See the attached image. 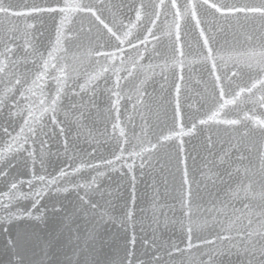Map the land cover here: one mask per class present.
<instances>
[{
	"label": "water",
	"instance_id": "1",
	"mask_svg": "<svg viewBox=\"0 0 264 264\" xmlns=\"http://www.w3.org/2000/svg\"><path fill=\"white\" fill-rule=\"evenodd\" d=\"M75 2L102 3L103 18L115 25L121 40L129 32L131 44L121 43L102 26L89 31L96 22L83 12L0 14V53L3 43L14 40L9 43L14 50L10 58L16 61L12 71L26 81L23 87L14 86L11 73H0V168L7 172L0 177V264L17 259L8 240L20 232L29 237L25 264H264V239L253 235L249 241L244 235L254 229L264 234V204L258 196L264 184V137L256 123L245 119H264L258 102L264 91L245 93L220 107L233 100L237 84L264 75L255 55L264 51V19L221 17L196 0L219 74L230 76L237 65L241 69L239 79L223 80L227 95L220 99L187 0H177L179 18L165 0L155 26L148 17L158 0ZM3 3L19 11L25 5L64 6V0ZM141 4L145 9L137 22L135 9ZM176 23L181 36L177 47L184 52L176 59L183 61L182 68L172 63ZM29 24L34 27L27 28ZM145 27H152L159 41L149 37L141 44ZM96 51L113 55L97 56ZM44 60L49 61L46 74L33 84L44 71ZM0 61L7 63L2 55ZM58 92L53 124L50 103ZM212 112H218L215 119L200 125ZM232 119L240 123H216ZM193 124L196 129L190 132ZM152 145L150 152L143 151ZM225 151L229 154L221 163ZM185 160L189 183L182 187ZM249 184L254 190L246 194L242 189Z\"/></svg>",
	"mask_w": 264,
	"mask_h": 264
},
{
	"label": "snow or ice",
	"instance_id": "2",
	"mask_svg": "<svg viewBox=\"0 0 264 264\" xmlns=\"http://www.w3.org/2000/svg\"><path fill=\"white\" fill-rule=\"evenodd\" d=\"M202 5L211 10L212 13L218 14L221 17H230V16H238V15H253V16H259L262 19H264V0H260L259 4H237V3H227V2H221V0H202ZM198 3L196 0H187V5L186 7L190 10L191 17L195 22V27L199 29V35L203 39V47L206 49L205 53V61H211V67L209 69V74L213 78V84L215 88L219 89V97L220 99H223L227 93L225 92V88L223 86V80L228 79L229 81H232L233 78L239 79L241 77V69L237 65L235 67V70H229L231 75L229 76L228 73H225L223 76L219 74V65L217 64L214 56H213V48L210 46V37L206 34V31L202 25V21L198 17L197 13V7ZM166 7L165 5V0H158V3L152 5V13L148 17V22L149 24L155 26L157 24V21L159 20L160 12L157 11V9L163 10ZM167 7H170L173 9V16L176 18H179L181 16L180 8L178 6L177 0H169V4ZM25 11H19V10H13L11 6H5L3 3V0H0V14H9L14 15L16 17H27L31 16L33 13H40V12H50V13H56V14H63L66 12H71V11H77V12H83L89 14L91 17L94 18V22H96L95 25L90 24L89 26V31H91V28L93 26H102L104 30L107 31L108 34H110L112 37H116L117 40H120L121 43H123L125 40H127L129 36V32L124 33V39L121 40L119 36H117V31H114L113 28L115 25L110 26V22H106V20L103 18V4L98 7L95 4H81L75 2V0H64V6L63 7H39V6H29L25 5ZM145 9V5L141 4L139 8L135 9L136 12V21L140 22L142 20V12ZM152 17H155L153 19ZM66 19V18H65ZM65 19L61 20L60 24V29L63 28V24L65 22ZM131 23V22H130ZM34 25H27V28H33ZM123 27V25H121ZM58 29V36L56 40V45L58 46L60 43V36L62 35V32ZM175 29H176V34H175V40L172 46V63L173 64H179L181 68L183 67V61H178L176 59L177 54L179 56H184V52L181 48L177 47V44L179 43L181 36H180V25L178 23L175 24ZM119 30V29H118ZM81 31H83V28H81ZM144 31L146 32V35L143 40L140 41L141 44H145L148 41V38L151 37L153 40L159 41L160 37L156 35V33L153 31L152 27H145ZM168 35H172L171 32L168 33ZM129 44H131L130 40H127ZM9 43H14V40L9 39L8 43H3V48L4 51L0 53V55L4 56L5 59L7 60V63H4L3 61H0V73H3L5 75H9L11 73V79L9 80V83H12L14 80V86H21L23 87L24 83L26 82L25 79L22 76H17L15 72L12 71L13 68L16 66V61H13L10 58V54H14L13 48L9 47ZM31 45L28 44L26 41V47H30ZM133 48H136V45H132ZM262 48H264V44L261 45ZM90 54H91V49H90ZM97 56H104V57H109L113 55L112 53H105V52H100L96 51L95 53ZM27 55V52H26ZM255 55H258L260 57V63L264 65V51H261L259 53H255ZM49 56H51V52L49 53ZM41 59H43V56L41 54ZM223 59V57H221ZM49 67V61L44 60L43 61V72H39L36 75L35 80L32 81L33 84H36L37 81H42L47 68ZM249 68H251V65H249ZM63 72V69H61ZM103 71L107 72V68H103ZM261 71L264 72V67L261 68ZM131 74V73H130ZM180 79H183V76L180 77ZM116 87H120L119 83V78H117L116 81ZM239 90L234 92V98L231 101H225V104H221L220 107L223 108L227 103H235L236 98L240 97L241 95L247 93L249 96H255V93L257 91H264V75H259L255 78L249 77V80L243 85L237 84L236 86ZM8 91H11V89H8ZM26 91H32L31 88L26 89ZM176 93H177V104H176V109L175 113L178 114L180 111V105H179V93H180V87L179 85H176ZM23 95V93H21ZM113 95H116L117 97L119 96L118 93L113 92ZM60 96L59 92L57 95L51 99L50 107L51 111L53 112V117H52V123L57 124V120L55 117V112H56V106L59 102ZM262 107H264V95H261L258 101ZM4 101L0 100V104H3ZM43 103V101H42ZM119 103V99H117L116 104ZM115 107V105H114ZM47 110V109H46ZM13 115L11 111H9V116ZM218 115V112H212L210 116H208L207 119H200L199 124L200 125H205L208 124L209 120H214L215 117ZM245 119L251 120L254 123L258 125V130L261 133V136L264 137V119H260L259 117L252 116L248 117L247 115L245 116ZM27 123V121H25ZM216 123L218 124H229V125H237L240 123V120L237 119H232V120H217ZM114 128L119 127L118 124L113 125ZM196 129V124L192 125L191 131H194ZM5 133H7V129H4ZM64 132V128L60 127V133L62 134ZM121 136L124 135L123 129L120 130ZM190 134V133H189ZM244 135H248V133H244ZM170 137L165 136L164 139H169ZM43 144V142H41ZM208 143L211 146L213 144V141L211 137L208 138ZM153 148H155V145H152L151 148L144 149L143 151L150 152ZM9 151H11V146H9ZM228 151H225L223 154L220 155L219 160L221 163H225V157L228 156ZM32 153H29V156H31ZM243 158V157H241ZM115 159L118 161L121 159L120 156H116ZM107 164L111 165L113 162L112 161H107ZM184 163V171L182 175V187L183 185H186L189 183L188 180V171H187V161H183ZM143 167V164L141 165ZM239 171V169H237ZM103 175V173H101ZM7 172L4 171L3 168H0V177H6ZM43 179V177H41ZM55 181L53 180V184ZM17 188L16 183H11L10 189L14 190ZM246 194L254 190L252 188V184H249L242 189ZM189 194L190 191H189ZM7 195V194H6ZM41 193H37V196H40ZM258 196L260 200L262 201V204H264V184L261 185L260 192L258 193ZM83 200V198H81ZM92 207L95 208L96 205L92 204ZM247 208L248 205H245ZM28 216H31V213H27ZM261 217H264V212L260 213ZM252 221L249 220V224H251ZM260 227L261 229H264V219L261 220L260 222ZM189 232H191V229H189ZM244 235L248 238L249 241H251V238L253 235L261 236L262 239H264V234L257 230H253L252 232L245 231ZM225 239H229V237H224ZM134 242V239H133ZM29 243V237L25 232H20L18 233L15 237L11 238L8 240V247L13 250V254L17 257L15 261H10V264H25L24 262V257H23V252L25 251L27 245ZM261 253L262 256H264V245L261 246Z\"/></svg>",
	"mask_w": 264,
	"mask_h": 264
}]
</instances>
